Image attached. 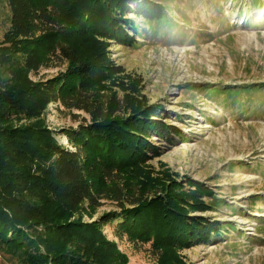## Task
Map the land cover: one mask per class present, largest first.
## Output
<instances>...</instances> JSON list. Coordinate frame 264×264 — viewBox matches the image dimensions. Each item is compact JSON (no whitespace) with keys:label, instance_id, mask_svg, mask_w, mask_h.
I'll return each mask as SVG.
<instances>
[{"label":"trees","instance_id":"trees-1","mask_svg":"<svg viewBox=\"0 0 264 264\" xmlns=\"http://www.w3.org/2000/svg\"><path fill=\"white\" fill-rule=\"evenodd\" d=\"M4 1L10 18L0 41V250L21 264H127L103 233L114 224L115 237L149 244L156 264H189L179 251L228 226L193 215L215 208L202 199L216 200L206 184L184 185L145 166L160 154L153 137L182 133L160 104L139 95L138 81L109 50L110 40L135 42L129 12L150 25L167 10L152 0L134 7V0ZM56 64L64 69L53 77L27 76ZM49 103L89 116L64 132L73 149L39 122ZM101 200L116 209L83 221Z\"/></svg>","mask_w":264,"mask_h":264},{"label":"rangeland","instance_id":"rangeland-1","mask_svg":"<svg viewBox=\"0 0 264 264\" xmlns=\"http://www.w3.org/2000/svg\"><path fill=\"white\" fill-rule=\"evenodd\" d=\"M134 1L131 7L144 0ZM152 1L167 10L165 20L149 25L131 11L126 17L137 25L135 42L110 40L109 48L114 62L138 81L139 95L160 104L167 122L182 133L160 141L153 137L160 154H150L145 166L184 185L206 184L216 200L202 199L215 208L193 215L228 226L208 243L178 253L189 264H264V0ZM9 18L7 3L0 0V41ZM63 69L56 64L27 76L35 82ZM40 119L69 149L64 132L89 123L84 111L60 103H49ZM114 209L101 200L82 220ZM113 225H104L103 233L127 256V264H156L149 244L115 237ZM0 264L21 263L0 250Z\"/></svg>","mask_w":264,"mask_h":264}]
</instances>
